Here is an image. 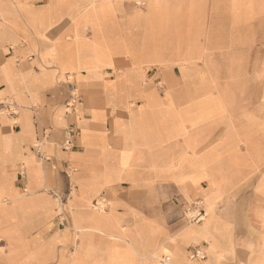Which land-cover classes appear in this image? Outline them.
Returning <instances> with one entry per match:
<instances>
[{
	"label": "crops",
	"instance_id": "crops-1",
	"mask_svg": "<svg viewBox=\"0 0 264 264\" xmlns=\"http://www.w3.org/2000/svg\"><path fill=\"white\" fill-rule=\"evenodd\" d=\"M59 1L0 7L26 16L0 34V96L20 109L15 122L0 115V264H160L163 254L168 264H264V69L250 80L210 65L145 73L154 63L139 51L122 78H107L94 21L76 20L90 3L63 14ZM116 20L97 39L120 43ZM59 23L70 38L51 31ZM40 105L48 128L35 121ZM98 199L103 213L89 207ZM189 200L203 201L201 221L167 223L163 203Z\"/></svg>",
	"mask_w": 264,
	"mask_h": 264
},
{
	"label": "rangeland",
	"instance_id": "rangeland-1",
	"mask_svg": "<svg viewBox=\"0 0 264 264\" xmlns=\"http://www.w3.org/2000/svg\"><path fill=\"white\" fill-rule=\"evenodd\" d=\"M3 1L8 0H0V7ZM15 1L21 2L20 6H24V8L42 5L41 0ZM63 1L60 0L58 5L61 12L66 14V9L75 2L66 0L67 4H65ZM88 3H90L89 7L93 6L94 11H87L88 7L78 13L76 20H82L84 23L94 21L91 26L93 32L91 43L96 60L102 68H111V70H106L109 74L108 76L105 74L104 77L122 78L124 69H127L133 60L140 59V56L135 55L139 51H141L139 55L146 53V59H151L152 63L157 65L140 67V70H145V73H161L165 69H175L177 73H185L200 71L203 66L210 65L212 69H225L227 72H223L226 78L250 80L254 70L260 72L261 69H264V0H82V6ZM103 5L107 15L102 19V23H98L96 10ZM1 8L0 34L3 31L9 33L11 30L12 32L16 31L14 21L25 22L24 8H19L16 11L13 21L9 17L10 9ZM74 13L75 11L72 9L70 15L73 16ZM79 15L80 18H78ZM116 17L118 34L121 36L120 43L112 40L111 37L97 39L96 33L109 27ZM21 26L23 28L24 25ZM31 27L34 26L31 25ZM45 27L44 23L38 24L35 28L36 32L39 34ZM64 27H66L64 23L55 24L51 31L68 39L70 36ZM25 30L23 28V31ZM113 31H110L111 35ZM85 36L89 37L90 34L86 32ZM112 53L116 55L114 59L111 57ZM127 55L130 56V59L127 60L128 64L124 62ZM100 61L106 65H100ZM121 63L124 64L121 65ZM118 68H123V70ZM155 78H159V76L157 75ZM259 79L261 81L262 78ZM67 82H70L72 86L75 85L72 74ZM262 84L260 82V85ZM71 89L73 88L71 87ZM76 91L79 93L77 89ZM76 91L72 90L74 96H78ZM7 96L12 97L8 94L2 95L0 102L10 99L6 98ZM11 100L15 101L13 97ZM42 107L43 105L38 107L35 121L39 127L48 128L45 119L40 114ZM62 111L64 112V109ZM19 113L20 109L18 108ZM13 122L15 121L13 120ZM261 173L260 170V175ZM24 179V171L20 168L18 180L21 183ZM245 187L249 190V185ZM49 194L54 199V207L57 212H60L62 201L59 200V190L52 189ZM202 202L180 201L178 206L164 202L162 205L163 216L167 223L174 224L179 230L185 229L194 225L191 218L196 215V211H203L205 214V205ZM101 205L102 209L99 210V213H103L107 209L109 202L104 200ZM89 207L94 211L91 203ZM62 218L60 219L62 220ZM204 221L208 222V219L205 218ZM0 253H2V257L5 256L4 249L0 250ZM167 256L168 254H163L160 259Z\"/></svg>",
	"mask_w": 264,
	"mask_h": 264
},
{
	"label": "built area",
	"instance_id": "built-area-1",
	"mask_svg": "<svg viewBox=\"0 0 264 264\" xmlns=\"http://www.w3.org/2000/svg\"><path fill=\"white\" fill-rule=\"evenodd\" d=\"M74 96L71 95V98L68 100V102L65 105V110L69 109L68 111H66L67 115H74V110H75V105L76 102L75 100H73ZM69 101H71L72 103H70ZM76 101H77V97H76ZM0 115L1 116H6V117H10L11 119L15 120L18 117V106L17 104L11 100V99H7L5 101H1L0 102ZM73 145V139L71 137V135L69 134L67 139L64 141L63 146L65 149H69L71 148ZM35 150L38 154L41 153L40 150V145H35ZM102 199H98L93 201L92 203V207L96 210H101L102 209V203L104 202V200ZM196 215L193 216L191 218L193 223H197L199 221H201V219L204 216V212L203 211H196ZM199 252H195L193 257H198ZM169 261L168 257H165L164 259L161 260L160 264H167Z\"/></svg>",
	"mask_w": 264,
	"mask_h": 264
},
{
	"label": "bare ground",
	"instance_id": "bare-ground-1",
	"mask_svg": "<svg viewBox=\"0 0 264 264\" xmlns=\"http://www.w3.org/2000/svg\"><path fill=\"white\" fill-rule=\"evenodd\" d=\"M157 5V4H156ZM87 11H89V12H93L94 11V8H93V6H91V7H89L88 9H87ZM106 14V10H105V6L103 5V6H100V8L98 7L97 8V10H96V16L97 17H99V18H101V17H103L104 15ZM81 16L79 15L78 16V18H80ZM97 27L98 28H100L99 27V25H97ZM117 43V42H116ZM130 59V56L129 55H127V57H126V60L124 61L125 63H127L128 64V61L127 60H129ZM141 59H143V57H141L140 56V59L139 60H141ZM99 64L100 65H106V63H104V62H102V61H100L99 62ZM124 64V63H123ZM122 63H121V65H123ZM101 67V66H100ZM122 67V66H121ZM119 69V68H118ZM168 264V263H167Z\"/></svg>",
	"mask_w": 264,
	"mask_h": 264
}]
</instances>
